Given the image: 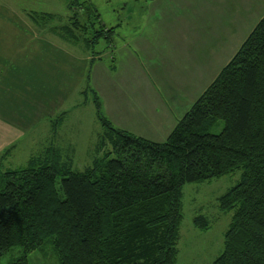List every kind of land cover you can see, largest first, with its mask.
<instances>
[{"label": "trees", "instance_id": "obj_1", "mask_svg": "<svg viewBox=\"0 0 264 264\" xmlns=\"http://www.w3.org/2000/svg\"><path fill=\"white\" fill-rule=\"evenodd\" d=\"M78 10L86 21L74 13L59 29L63 41L111 40L114 28L106 30L90 7ZM53 18L30 16L37 26ZM90 91L102 132L89 166L75 171L49 148L0 172V260L18 247L12 264H28L27 255L49 246L59 264H176L183 186L241 170L217 200L232 217L212 264H264V19L164 142L113 127ZM219 121L222 130L209 134ZM192 224L209 228L202 216Z\"/></svg>", "mask_w": 264, "mask_h": 264}, {"label": "rangeland", "instance_id": "obj_2", "mask_svg": "<svg viewBox=\"0 0 264 264\" xmlns=\"http://www.w3.org/2000/svg\"><path fill=\"white\" fill-rule=\"evenodd\" d=\"M138 1L0 0V35L9 47L19 44L20 49L26 50V57L19 59L20 64L24 62L20 90L11 84L7 91H3V97L0 95L3 101V104L0 101V110L4 109L0 113L2 118L22 133L12 142V153L0 160V172L23 167L31 157L43 154L49 148L59 150L64 161L70 158L75 171L89 166L102 132L90 90L97 95L103 115L109 112L116 126L132 132L149 131L141 116L148 112L144 101L149 94L157 93L158 72L164 67L159 50L153 49V40L158 41L157 21L151 20L155 15L151 16L148 9L151 16L148 18L146 10L143 11L146 2ZM118 2L120 7L114 9ZM80 6L94 10L106 30L117 20L120 27L115 35L118 36L113 34L110 41L101 39L90 48L82 40L63 41L58 36L59 29L68 26L74 13L80 23L86 21L84 13L78 10ZM33 14L54 18L37 26L30 19ZM99 30L96 25L95 31ZM133 38L138 41H131ZM137 43L150 45L149 51H138ZM98 56L101 58L97 59ZM140 72L152 89L144 88L142 82L140 88H133L131 83L136 77L138 80ZM180 96L181 91L177 94L178 98ZM122 101L126 111L119 110ZM133 108L140 114H136ZM222 128L223 122L219 121L208 133L218 134ZM143 133L147 136V132ZM241 173L239 170L209 182L183 186L176 264H212L222 252L223 236L232 212H220L217 200L240 181ZM197 216L207 220V231L200 232L193 227L192 220ZM21 256V249L14 247L1 258L0 264H12ZM27 263L59 264L57 255L49 246L27 255Z\"/></svg>", "mask_w": 264, "mask_h": 264}, {"label": "crops", "instance_id": "obj_3", "mask_svg": "<svg viewBox=\"0 0 264 264\" xmlns=\"http://www.w3.org/2000/svg\"><path fill=\"white\" fill-rule=\"evenodd\" d=\"M143 1L146 2L143 11L146 10L147 17L151 18L155 15V18L151 20L154 23L157 21L155 31L158 41L153 40V49L159 50L164 67L158 72L157 93L149 94L144 101L148 112L141 116L149 131L132 132L116 126L109 112L105 117L112 126H116L115 128L148 141L160 143L163 138H167L177 121L236 54L256 24L264 19V0ZM139 2L136 0V3ZM119 5H121L120 2L116 3L114 9L120 7ZM148 9L151 16L148 14ZM119 27L120 23L117 20L113 26H110L109 29L114 28V37L118 36L115 33ZM163 33L167 35H161ZM154 35H156L155 32ZM169 35H171L170 42L168 41ZM136 38L139 36L136 35ZM131 41L137 42L138 40L133 38ZM149 46L137 43L136 49L148 52ZM25 52V49H20L19 44L9 47L0 35L1 97H3V91H7L11 84L14 88H18V91L20 90L21 68L24 67V62L20 64L19 59L26 57ZM100 58L98 56L97 59ZM141 74L142 72L137 81V77L132 81L131 85L134 84L132 87L140 88L139 85L142 82L144 88L149 87L150 89L145 76L142 77ZM180 91L181 96L178 98L177 94ZM0 101L3 104V101ZM120 103L119 110L126 111L127 109L123 106L124 102ZM133 111L140 114L135 108ZM2 112L4 109L0 110V113ZM143 132H147V136ZM21 135L22 133L16 126L6 122L0 114V160L12 153L14 149L12 142Z\"/></svg>", "mask_w": 264, "mask_h": 264}]
</instances>
